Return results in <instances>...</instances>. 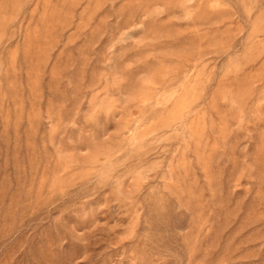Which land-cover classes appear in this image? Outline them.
I'll return each instance as SVG.
<instances>
[{
    "label": "rangeland",
    "instance_id": "374dc122",
    "mask_svg": "<svg viewBox=\"0 0 264 264\" xmlns=\"http://www.w3.org/2000/svg\"><path fill=\"white\" fill-rule=\"evenodd\" d=\"M0 264H264V0H0Z\"/></svg>",
    "mask_w": 264,
    "mask_h": 264
}]
</instances>
